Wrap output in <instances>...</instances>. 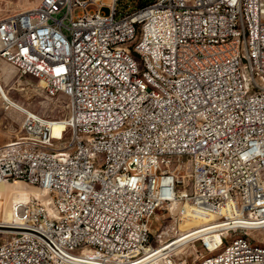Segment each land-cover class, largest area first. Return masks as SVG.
Listing matches in <instances>:
<instances>
[{
  "label": "built area",
  "instance_id": "1",
  "mask_svg": "<svg viewBox=\"0 0 264 264\" xmlns=\"http://www.w3.org/2000/svg\"><path fill=\"white\" fill-rule=\"evenodd\" d=\"M123 47L145 59L164 95L143 88ZM0 61L68 100L59 121L22 108L28 138L80 149L71 165L0 152V184L42 194L0 220V264H194L154 235L164 209L221 226L187 243L264 231V87L254 78L264 72V0H151L130 13L119 0H41L0 19ZM247 61L252 91L239 105ZM156 64L180 80L157 76ZM141 118L148 127L135 135ZM215 264H264V255L234 243Z\"/></svg>",
  "mask_w": 264,
  "mask_h": 264
},
{
  "label": "rangeland",
  "instance_id": "2",
  "mask_svg": "<svg viewBox=\"0 0 264 264\" xmlns=\"http://www.w3.org/2000/svg\"><path fill=\"white\" fill-rule=\"evenodd\" d=\"M110 1L111 0H102V2L106 4L110 3ZM139 1L140 0H119V9L123 12L130 13L137 9ZM40 2L41 0H0V19L9 14L34 8ZM91 9H96V7H91ZM0 81L8 97L23 108L29 109L51 120L59 121L67 117L68 100L65 97H48L45 93L44 85L39 80L30 76H21L5 62H0ZM22 124L23 115L21 111L13 107L7 108V104L0 93V148L16 139V136L22 135ZM24 184L18 183L15 186L5 184L1 186L4 190L0 198L1 196L4 198L3 202L6 206V215L9 213L14 203L13 201H15L20 191H24L25 189L39 193L37 189L33 187L29 188ZM211 220V218L194 214L191 211L181 218L178 211L164 209L159 211L153 218L152 231L154 235H168L163 239L164 245L170 243L175 244L180 237L189 232L210 225L207 223ZM239 234L243 235V229L230 230L229 235L224 237H220L219 234H216L215 236L206 237L205 241L199 240L190 243H179L171 249L176 251V258L188 259L190 261L195 260L194 264H201L206 259L221 252ZM249 237L255 243L264 245V231L253 232ZM206 244L207 246H205ZM153 246L158 248L160 245L154 242Z\"/></svg>",
  "mask_w": 264,
  "mask_h": 264
},
{
  "label": "bare ground",
  "instance_id": "3",
  "mask_svg": "<svg viewBox=\"0 0 264 264\" xmlns=\"http://www.w3.org/2000/svg\"><path fill=\"white\" fill-rule=\"evenodd\" d=\"M100 1V0H96ZM123 54L129 60H132L134 69H136V75L140 77V83L143 88H146L148 92L153 95H164V87H159L156 84V79L150 76L148 71H146V61L140 56H136V50L133 47H123ZM248 59L256 60L255 51H248ZM247 70H254V61H247V69L239 68V80L241 81V90H239V105H246V98L249 97V91H252V77L250 72ZM156 75L159 77H164L166 81H176L180 80V73L174 71H167L164 64H156ZM254 78L258 80L262 87H264V72L254 71ZM21 90V89H20ZM0 93L2 95L5 103L10 104L13 108L21 111L23 108L18 103L12 101L0 81ZM148 127V118H141L137 125L134 127L135 135H144L145 130ZM21 138H26V144H21V138H16L4 147L0 148V152L4 155L9 156L10 159L21 158L22 155H37V152H46V158L60 160L64 165H71V160H76L80 158V149H68L67 147H52L49 142H42L39 144V139L28 138L29 130H21ZM57 132V129H56ZM84 146H98V139L95 138H83ZM14 146V147H13ZM94 157H103V150H94ZM24 184L22 182L16 183H2L0 187L8 184L10 186H15L16 184ZM29 187L28 185L24 184ZM34 188V187H33ZM36 189V188H35ZM4 188H0V195H2ZM31 193V194H30ZM42 194L39 192H33L30 190L20 191L18 196L15 198V202L18 201H28L32 198L41 197ZM2 196L0 198V220L7 221L10 219L12 206L9 213L6 215V206L3 202ZM13 203V204H14ZM12 204V205H13ZM23 221H30V214H23ZM221 226H204L197 228L188 234L180 237L175 244L170 243L165 249H171L175 245L183 242H187L192 237H198L205 235L209 231L216 230ZM14 229H21V221H14ZM243 229V228H236ZM234 243H240L241 245L247 246L248 250L259 252L260 255H264V245L255 243L247 234L238 235L236 238L229 243L221 252L215 254L214 256L206 259L201 264H215L220 258L232 257L234 254ZM173 244V245H172ZM50 264H58L57 260H50Z\"/></svg>",
  "mask_w": 264,
  "mask_h": 264
},
{
  "label": "trees",
  "instance_id": "4",
  "mask_svg": "<svg viewBox=\"0 0 264 264\" xmlns=\"http://www.w3.org/2000/svg\"><path fill=\"white\" fill-rule=\"evenodd\" d=\"M151 0H140L138 2V7L144 6L146 4H148Z\"/></svg>",
  "mask_w": 264,
  "mask_h": 264
},
{
  "label": "crops",
  "instance_id": "5",
  "mask_svg": "<svg viewBox=\"0 0 264 264\" xmlns=\"http://www.w3.org/2000/svg\"><path fill=\"white\" fill-rule=\"evenodd\" d=\"M1 62V61H0Z\"/></svg>",
  "mask_w": 264,
  "mask_h": 264
}]
</instances>
